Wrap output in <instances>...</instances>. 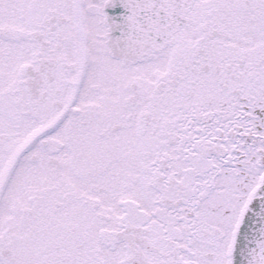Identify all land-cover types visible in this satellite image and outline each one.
Returning a JSON list of instances; mask_svg holds the SVG:
<instances>
[{"label": "snow or ice", "instance_id": "obj_1", "mask_svg": "<svg viewBox=\"0 0 264 264\" xmlns=\"http://www.w3.org/2000/svg\"><path fill=\"white\" fill-rule=\"evenodd\" d=\"M0 264H264V0H0Z\"/></svg>", "mask_w": 264, "mask_h": 264}]
</instances>
